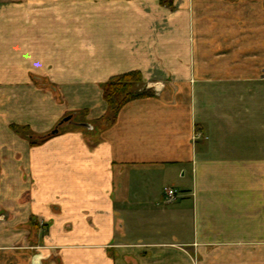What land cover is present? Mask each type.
<instances>
[{"label":"crops","instance_id":"1","mask_svg":"<svg viewBox=\"0 0 264 264\" xmlns=\"http://www.w3.org/2000/svg\"><path fill=\"white\" fill-rule=\"evenodd\" d=\"M21 2L42 21L4 25L0 206L10 237L34 222L42 238L9 241V264H264V0L253 25L189 39L188 25H119L117 0ZM129 73L152 96L112 122L103 86ZM69 115L91 129L34 145L14 132L45 137ZM169 187L183 195L170 205Z\"/></svg>","mask_w":264,"mask_h":264},{"label":"rangeland","instance_id":"2","mask_svg":"<svg viewBox=\"0 0 264 264\" xmlns=\"http://www.w3.org/2000/svg\"><path fill=\"white\" fill-rule=\"evenodd\" d=\"M35 1V0H31ZM118 5H121L122 12L118 13L119 8H112L113 4L108 5L109 15L108 18L115 20L119 25H155L156 33H168L169 29L167 25H172L170 32L172 38H179V27L180 25H188V39L193 35L195 25H253L254 21L258 22L259 15L256 13L257 19H255L254 14H250L249 11H255L250 6H258L259 0H117ZM244 2L245 5L243 4ZM21 0H0V44H2L4 25H35L37 21H42L39 15L30 11L26 13L25 8L21 7ZM25 4V2H24ZM251 4V5H250ZM251 8V10H250ZM258 9V8H257ZM68 12V11H67ZM118 14H117V13ZM82 15L76 14L77 18ZM95 18V15H92ZM93 20V19H92ZM98 20V19H97ZM114 20V21H115ZM95 21V20H94ZM109 21V20H108ZM110 22V21H109ZM191 43V42H190ZM36 80V79H35ZM34 80V81H35ZM36 86L40 88L47 89L49 91L52 88L45 81L39 79L35 82ZM138 89H142V82L136 86ZM111 117V115H110ZM68 119L66 122L63 120ZM58 127V131L61 132L63 129L72 128L82 129L86 132L87 129L82 126L85 125L84 120H79L73 115H69L64 118ZM81 121V122H80ZM13 128L12 130H14ZM14 132L17 135H22L21 137L27 139H33L34 143H38L35 136H30L26 130H17ZM30 136V137H29ZM25 202V199L22 200ZM4 213V209L0 206V264H9L13 262L19 255L15 252L20 250L7 248L9 241L12 245L19 246L21 242L27 244L28 246H38L41 241V234L38 233L35 228L36 224L30 222L25 223L24 228L28 229V237L15 238V233L10 237V231L4 230L5 223L4 219L7 216ZM20 223L19 221H17ZM17 232H20V225L15 226ZM42 233V232H41ZM12 234V233H11ZM19 244V245H18ZM28 249V248H27ZM129 250V249H127ZM26 250H23L25 252ZM32 253V251H31ZM115 256V255H114ZM10 260L9 262L5 258ZM130 253L125 252L123 255H117V261H129Z\"/></svg>","mask_w":264,"mask_h":264},{"label":"trees","instance_id":"3","mask_svg":"<svg viewBox=\"0 0 264 264\" xmlns=\"http://www.w3.org/2000/svg\"><path fill=\"white\" fill-rule=\"evenodd\" d=\"M141 82L142 78L139 73H129L113 78L103 86V100L107 104L109 113L108 120L114 122L119 110L127 102L152 96L151 91H139V89L136 88ZM49 136L50 134L45 137L37 138L42 139ZM31 144L34 145L36 143L31 142Z\"/></svg>","mask_w":264,"mask_h":264},{"label":"built area","instance_id":"4","mask_svg":"<svg viewBox=\"0 0 264 264\" xmlns=\"http://www.w3.org/2000/svg\"><path fill=\"white\" fill-rule=\"evenodd\" d=\"M183 198L182 193L174 188H165L163 190V199L166 204H174Z\"/></svg>","mask_w":264,"mask_h":264},{"label":"water","instance_id":"5","mask_svg":"<svg viewBox=\"0 0 264 264\" xmlns=\"http://www.w3.org/2000/svg\"><path fill=\"white\" fill-rule=\"evenodd\" d=\"M67 120H68V119H65V120H63V122H66ZM61 124H62V123H61ZM61 124H60V125H61ZM60 125H59V126H60ZM82 127L85 128V129H87V130H88V129H91V127H90L89 125H86V124L83 125ZM58 133H59V131H58V127H56V128L50 133V136L57 135Z\"/></svg>","mask_w":264,"mask_h":264}]
</instances>
